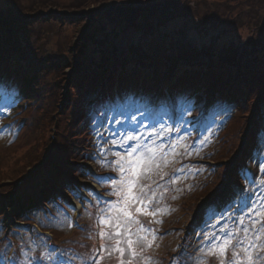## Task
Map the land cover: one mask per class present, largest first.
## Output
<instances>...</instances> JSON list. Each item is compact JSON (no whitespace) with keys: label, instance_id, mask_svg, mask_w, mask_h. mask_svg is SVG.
Segmentation results:
<instances>
[{"label":"trees","instance_id":"16d2710c","mask_svg":"<svg viewBox=\"0 0 264 264\" xmlns=\"http://www.w3.org/2000/svg\"><path fill=\"white\" fill-rule=\"evenodd\" d=\"M210 1L215 0H29L25 7L16 0H6L5 6L0 5V93H6L0 96V104L6 97H14V91L23 90L18 95L22 99L15 106V114L9 119L18 128L17 137L4 140L3 146L7 150L13 148L32 125L36 134L43 132V121L30 117V112L37 111L39 99L47 97L51 90L46 77L49 83L58 85L61 99L53 114L63 112L68 121L63 128L64 138H60L64 146L53 150L52 170L39 177L40 185L24 200L14 198L13 194L6 197L8 206L15 201L12 215L17 221L35 223L39 204L59 198L58 186L72 191L64 173L89 177L80 166L91 161L94 148L102 145V128L110 107L119 102L129 104L130 98V105L157 100L155 109L160 110L164 96L170 95L177 101L180 95L192 91L196 94L191 115L194 138L199 135L195 120L202 113L203 102L209 100L204 132L214 113H220L223 129L216 137L213 152L210 151L224 159L228 143L234 134L239 137L248 116L253 117V125L262 133L264 36L238 42L237 31H253L258 25L253 20L241 21L240 17L239 26L238 16L222 12L220 6L218 17L201 13L200 7H206ZM248 2L244 0L245 9ZM243 11L242 15H246ZM222 15L226 28L212 37L216 20L220 21ZM54 24L56 31L48 33L56 38V43L51 44L56 50L47 53L51 45H47L46 34L41 31L43 25ZM260 27L264 28V20ZM66 29L72 35L65 44L60 36ZM192 30L198 33L189 37ZM35 31L40 35L36 36ZM31 33L34 37H30ZM33 53L39 56L33 59ZM212 86L214 89L209 92ZM46 87L48 90L42 92ZM184 115L183 109L178 118ZM117 116L115 113L114 118ZM93 133L97 135L95 141ZM252 135L249 140L255 142ZM37 144L31 149L36 154L30 162L43 149V145L39 148ZM232 144L234 149L230 153L237 142ZM246 155L245 152L237 161L234 173L235 184L244 190L251 188L254 181L244 180L248 168ZM255 174L256 169L252 170V176ZM224 179V173L216 169L211 180L205 179L200 191L192 196L194 201L199 195L209 197ZM8 190L9 186L5 193ZM244 197L243 193L238 198ZM2 205L4 211L7 205Z\"/></svg>","mask_w":264,"mask_h":264},{"label":"rangeland","instance_id":"374dc122","mask_svg":"<svg viewBox=\"0 0 264 264\" xmlns=\"http://www.w3.org/2000/svg\"><path fill=\"white\" fill-rule=\"evenodd\" d=\"M13 1L15 2V0ZM16 1L20 6L25 7L28 5L29 0ZM227 1L229 2L228 5H226ZM248 1L249 5H247V9L244 8V0H215L208 2L206 7L201 6L199 11L201 13L204 11L205 15L213 13L215 17H218L221 13L216 12L217 8L220 6L222 7H219L222 9V12L228 11L232 15L238 16L237 24L239 26L240 17L241 21L243 19L247 20V22H249V20H253L254 24L258 26L255 27L253 31H237L235 33L236 38L238 42H240L244 39H246V41L251 38L256 39L259 35L258 39H260L262 36H264V28L260 27L264 20V0ZM259 1L262 2V5L259 4ZM6 4V0H0L1 6H5ZM248 9H251L252 12L248 11ZM242 11L243 14L246 15H242ZM220 19V21L216 20L217 23L215 22L216 26L211 33L212 37L214 35L218 36L220 30L226 28V21L224 20L223 15L220 17ZM197 24H200V21L197 22ZM237 24L232 26V29H235ZM43 26V31H41V33L46 34V40H48L47 45L50 46L54 40H56V38L52 37V35L49 33L55 32L56 26L55 24L51 26ZM176 31H178L177 28ZM242 31L244 30L242 29ZM38 32L39 31H35L33 33H35L36 36H39L40 34ZM33 33H31L30 37H34ZM196 33H198L196 30H192V32L189 31V37L190 35H194ZM71 35V30L66 29L62 36H60L63 39L62 42H65L66 44L67 41L70 40ZM204 35L205 34L200 36L202 41L205 39ZM54 43H56V41ZM55 50L56 49L51 45L48 48L47 53H52ZM38 56L39 55L37 53H33V59ZM36 62L38 63L39 61ZM46 80L48 85L51 87V90L49 91L47 97H42L39 99V105L36 107L37 111L30 112V117L34 118L37 116V119L39 118L41 121H43V132L41 134H36L34 125H32L26 131L24 137L10 150L5 149L2 144L3 141L0 140V177L4 179L0 181V227L2 228L1 230H3L2 236L5 232L3 228H18V226H13L15 224L10 220L11 211H8V216L6 217L3 213L2 204L7 201L6 197L13 194L12 196L14 198L24 200L27 198V196L31 195V190H33L35 187H38L42 182L39 177L42 174L52 170L53 150H55V148L58 146H64V144L60 143V138H64L65 133L63 128L65 127L66 122L68 125V121L66 119L65 113L63 112L53 114V112L56 110L55 105H57V102H61V99H58V85L53 82L49 83L48 77H46ZM46 90H48L47 87L44 88L42 92ZM63 92L65 93V91ZM142 128L143 125L138 126L133 135H142ZM153 131L156 132L155 129H153ZM148 133L153 135L149 138L146 145L156 148H160L161 145L166 147L165 151L162 150L161 152H157V162L160 164V167L156 168L155 164H153L152 170L147 173H142L138 180L139 186H147L144 188V194H146V198L152 199V204L149 208V211L156 212V215L148 216L142 213H136V207L140 206L138 204H133L130 207V211L133 212L140 224H143L144 227L153 230L155 239L153 240V233H148L147 241H141L133 245L137 252V255L135 256H133L131 251L128 250L127 244L123 243L121 246L125 249L124 255L122 257L124 264H231V261L226 259L228 255H222L219 252L218 247L211 248V251H209L208 254H218V256H222L224 259L218 258L214 255H208V246L213 243H218L220 240L222 242V239L228 237L229 234H232V243L235 245L237 240L243 239L244 237V233L242 231L243 228L251 229L248 235L254 239L253 234L257 233L261 226L254 227L250 221L251 217H249V215H239L231 216L229 223H221L223 225L219 228L217 227L218 224L214 222L211 225L209 232L202 237L199 235V229L193 230V232L188 236L181 235L184 225L188 223V219L191 217L193 211L198 208V205L201 206V203L205 202V198L199 195L196 201H194L195 197H187L185 198V201H181L180 199V195L184 191V189L182 190L181 181L184 179L186 173L183 171V169H181V166L177 167L173 171L174 173L170 167L178 156H182V147L186 142L185 137L182 134L173 135V137H171L172 142L170 146L167 147V143L165 141L163 142L156 140V137L158 136L157 133H152V127H150ZM167 135L171 134L166 132V136ZM125 138L126 136L116 139L118 147L117 149H110L109 152L111 155H116L117 150L123 151V154L126 155L127 151H129L131 147L135 146L136 142H138L135 140L126 141ZM174 138L176 141L173 140ZM231 139L232 140L228 143V148L224 152L225 159L224 157L215 155L213 162H210L211 165L215 166V170L217 169V172L221 171L223 173L226 171L227 167L233 166V163H227L235 151L230 153L229 150L234 149V144H232V142H237V148V145L240 143V138L234 134ZM34 143H38L37 146H39V148H41L43 145V149L40 150L38 158L34 162H30L31 158H34V155L36 154L31 152V149L34 147ZM219 150L220 149L217 146L216 151L219 152ZM190 155L193 156L195 153H190L187 157H191ZM87 165L91 168L94 167L93 164ZM116 170L118 171V166H116ZM227 173L228 170L226 171V174ZM118 174L119 179L114 185L116 188L111 190L109 194H114V192H118L122 188V185L120 184L121 174L119 171ZM203 176L204 173H202L199 178L202 179ZM258 183L262 184L264 187V181L260 180ZM73 184H77L78 188H80V185L82 184H87L88 186L94 188L95 191L99 190L94 184L87 180H79L78 178H75V180H73ZM8 186L10 187V190L5 193V190L8 188ZM139 186L134 189V191L137 193L140 192ZM192 189L194 190L195 188L193 187ZM3 192L5 194H3ZM85 192V190L81 189V196L84 197ZM63 193L64 195L66 194L69 202L74 203V200L71 198L68 192L63 191ZM153 193H155V196H152ZM15 195L17 197H15ZM114 195V199L110 202H98L93 200L92 202L85 203L84 209L79 213V216L74 217V219L71 221L72 223L77 224L79 228L76 230L73 228L71 230L65 229V233L67 234H65L64 237L73 239L75 241L83 240L88 245H81L77 247V250L71 248L69 252H67L68 256H71V263L61 262L58 260V257L56 258V256L54 260H52L50 253L44 247V240L38 236H35V239L33 240V236L30 233V228L24 227L22 229L12 231V234L8 238V243L6 244L8 251L7 255L4 254V250H1L3 246H0V264H120L121 256L118 252L113 250V246L115 245L117 239L126 241L127 237L124 235L120 237L112 236L110 239L107 237L102 239L100 237V232L102 230L109 234H112L116 231V222L118 217H120L121 223H123L124 218L121 217L120 214L115 210L116 207L122 206L123 193L120 195ZM252 204L253 205L250 207L249 211H251L253 215L256 216L255 218L261 219L257 217V212L264 211V200L256 202L254 201ZM257 204H259V206ZM77 206L78 205H76V208ZM204 210L205 208L203 211ZM2 216L5 217V219L1 218ZM102 217L107 218L110 223H101ZM225 217L226 216L224 215L223 218ZM139 226L140 225L136 223H131L130 225L133 231V239H136V230L139 228ZM67 228H69V226H67ZM124 230L125 229L122 228L121 232L123 233ZM223 232L225 233L222 236ZM58 233H61V231L59 230ZM138 235L142 236L145 235V233L140 232ZM260 235V239L263 240L264 233H261ZM73 236L75 238H72ZM95 236H97L100 246L103 244L107 247V251L102 250L101 255L94 257L92 253L94 252L97 245L94 240ZM58 237L59 236L57 234H54L55 240H57ZM180 240H182L181 247H179ZM148 242L152 243L151 247L146 246ZM257 244L261 245L259 243ZM54 245L59 248L62 247V245L59 243H55ZM238 249L240 257L242 259H246L239 246L235 248V251ZM228 250L231 252L233 251L232 248H229ZM257 254L261 256V259L257 261L256 264H264V245L260 247L259 252L254 251V258Z\"/></svg>","mask_w":264,"mask_h":264},{"label":"snow or ice","instance_id":"6c2138e0","mask_svg":"<svg viewBox=\"0 0 264 264\" xmlns=\"http://www.w3.org/2000/svg\"><path fill=\"white\" fill-rule=\"evenodd\" d=\"M119 123V121H118ZM126 141H140L141 137L136 136L133 134L126 135ZM115 144L116 141H113ZM162 148V146H160ZM160 148L156 147H149L146 144L137 143L134 147H131L129 151H127L126 155H122L120 153H116V155L119 157L118 160L115 161V163L118 166V171L121 174V180L120 184L122 185V188L118 192H114L116 195H122V206L116 207V211L120 214L121 217H123V223H121L120 217L117 218L116 222V231L112 234H109L105 231L100 232V237L103 239L105 237L111 238L112 236L120 237L122 235L126 236V241L117 239L115 242V245L113 246V250L118 252L121 256L120 264H124V261L122 259L125 249L121 245L123 243L127 244L128 250L131 251V254L133 256L137 255L136 250L134 249L133 245L141 242V241H147L148 240V233H153V240L155 239V235L152 229L146 228L143 226V224H140V222L136 219L135 215L132 211H130V207L133 204H138L140 206H137L135 211L136 213H142L144 215L148 216H155L156 212L149 211V208L152 204L151 198H146V194H144V188L147 186H139L138 180L139 177L142 175V173H147L152 170V165L155 164L156 168L160 167V164L157 162V152L160 151ZM143 149V151H142ZM140 187V192L137 193L134 191L135 188ZM152 196H155V193L152 194ZM257 217L261 218L259 220V223L261 227L258 229L257 233H254V239L249 237V232L251 229L249 228H243L242 231L244 233L243 239L237 240L236 244L234 245L232 243V234H229L228 237H225L222 239V242L220 245H217L219 252L227 256L228 249L232 248V257L231 264H256L257 261L261 259V256L257 254L254 258L253 253L259 252L261 245H258L255 243V241L260 240L261 233H264V211H258ZM101 223L103 224H109L110 221L107 218L102 217ZM131 223L139 224V228L136 230L137 235L136 239H133V231L130 227ZM242 223V221H241ZM256 222H254L253 226L255 227ZM124 228V232H121V229ZM143 232L145 235H138V233ZM147 247H151L152 243L148 242ZM239 246L241 250L243 251L245 258L242 259L240 257V253L235 251V248ZM101 250L107 251V247L105 245H101ZM110 254V253H109Z\"/></svg>","mask_w":264,"mask_h":264}]
</instances>
